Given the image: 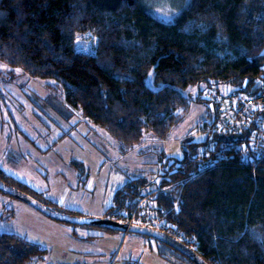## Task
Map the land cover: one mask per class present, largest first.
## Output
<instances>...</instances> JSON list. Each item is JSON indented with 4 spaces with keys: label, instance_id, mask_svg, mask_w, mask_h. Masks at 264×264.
<instances>
[{
    "label": "trees",
    "instance_id": "obj_1",
    "mask_svg": "<svg viewBox=\"0 0 264 264\" xmlns=\"http://www.w3.org/2000/svg\"><path fill=\"white\" fill-rule=\"evenodd\" d=\"M0 61L56 82L67 104L128 155L142 151L148 136L170 138L194 103L208 104L209 88L245 95L264 88V0H192L173 24L154 18L143 0H0ZM213 125L201 127L206 142L184 144L182 159L163 164L155 188L140 178L121 190L118 208L106 217L127 222L139 201L152 195L160 229L208 264H264V159L242 161L234 148L218 165L199 170L193 158L203 144L237 147L245 136H213ZM0 179L12 185L1 171ZM165 246L179 255L177 264H194ZM160 247L164 259L172 256ZM47 253L0 232V264L43 263Z\"/></svg>",
    "mask_w": 264,
    "mask_h": 264
},
{
    "label": "rangeland",
    "instance_id": "obj_2",
    "mask_svg": "<svg viewBox=\"0 0 264 264\" xmlns=\"http://www.w3.org/2000/svg\"><path fill=\"white\" fill-rule=\"evenodd\" d=\"M191 2L143 1L165 24L175 23ZM208 107L194 103L170 138L148 136L142 151L123 155L114 137L67 104L65 90L56 82L34 79L0 61V171L12 186H24L39 201L67 214L105 218L110 208H118V193L130 183L141 178L159 184L163 164L182 159L184 144L206 142L201 127L215 120ZM0 214V232L17 234L48 251L37 264H177L179 255L150 237L60 223L2 192ZM160 246L172 256L164 259Z\"/></svg>",
    "mask_w": 264,
    "mask_h": 264
},
{
    "label": "built area",
    "instance_id": "obj_3",
    "mask_svg": "<svg viewBox=\"0 0 264 264\" xmlns=\"http://www.w3.org/2000/svg\"><path fill=\"white\" fill-rule=\"evenodd\" d=\"M208 105L215 116L212 127L213 136L241 135L243 141L235 147L232 143L219 146L217 141L197 155L194 159L199 170L218 165L228 151L237 148L240 159L256 164L264 159V88L254 95H245L231 87L209 88L204 92ZM184 167V164H180ZM155 197L149 195L139 201L128 214L130 225L153 226L160 229L162 218Z\"/></svg>",
    "mask_w": 264,
    "mask_h": 264
},
{
    "label": "water",
    "instance_id": "obj_4",
    "mask_svg": "<svg viewBox=\"0 0 264 264\" xmlns=\"http://www.w3.org/2000/svg\"><path fill=\"white\" fill-rule=\"evenodd\" d=\"M0 192L33 206L39 212L57 222L84 227H100L110 229L115 232L144 235L176 250L177 252L191 260L194 264H208L195 250L179 241L178 239L170 236L168 233L161 229L150 228L142 225H130L126 222L116 221L108 217L100 219L86 218L80 215L55 211L32 195L2 181L1 179Z\"/></svg>",
    "mask_w": 264,
    "mask_h": 264
},
{
    "label": "bare ground",
    "instance_id": "obj_5",
    "mask_svg": "<svg viewBox=\"0 0 264 264\" xmlns=\"http://www.w3.org/2000/svg\"><path fill=\"white\" fill-rule=\"evenodd\" d=\"M143 1H145V2H146V0H143ZM143 4H144V3H143ZM145 4H146V3H145ZM145 4H144V5H145ZM148 8H149V7H148Z\"/></svg>",
    "mask_w": 264,
    "mask_h": 264
}]
</instances>
